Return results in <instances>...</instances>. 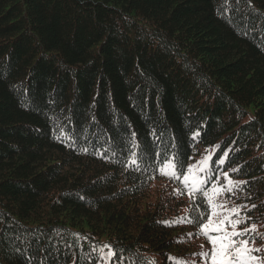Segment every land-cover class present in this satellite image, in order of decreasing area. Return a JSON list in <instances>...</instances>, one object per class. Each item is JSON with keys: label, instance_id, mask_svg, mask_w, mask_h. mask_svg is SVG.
I'll use <instances>...</instances> for the list:
<instances>
[{"label": "trees", "instance_id": "16d2710c", "mask_svg": "<svg viewBox=\"0 0 264 264\" xmlns=\"http://www.w3.org/2000/svg\"><path fill=\"white\" fill-rule=\"evenodd\" d=\"M209 206L264 264V0H0V264H212Z\"/></svg>", "mask_w": 264, "mask_h": 264}, {"label": "snow or ice", "instance_id": "6c2138e0", "mask_svg": "<svg viewBox=\"0 0 264 264\" xmlns=\"http://www.w3.org/2000/svg\"><path fill=\"white\" fill-rule=\"evenodd\" d=\"M227 157V153H225V156L219 159L218 161H215L216 163L223 164L225 162V159ZM211 160V157H205L204 160L200 161L199 163L201 164V171H204L205 168L208 167V162ZM136 161L132 160V164H135ZM195 165L189 166L188 172L192 173L193 169L195 168ZM178 166L177 164L170 160L168 161L167 164V170L162 169L160 174L164 176H168L170 179H179L180 174L178 173ZM235 171V170H234ZM224 178L227 181L226 186H219V187H214L212 190L213 195L222 193L224 191L232 192L234 187H239L240 184L247 183L246 181H240V182H235L232 181L228 177V173H224ZM206 181H201L198 179H193L190 175L188 174H183V180L182 183L185 184L187 187L189 183H191V189L189 190V195L195 194L197 190L200 189L201 183H204ZM180 190L177 189V192ZM206 197H208V202L209 204L213 207H220L219 205L212 204L211 197H209V194L207 192L204 193ZM254 208L255 205H252ZM232 212L239 215V210L238 209H232ZM213 215H215V212H213ZM225 220L228 221L229 224H231L233 231L228 232L224 228V222L225 221H220L219 223H216L212 220L211 217L208 218L207 223H201L200 228L201 232L204 235H208L209 231H216V232H222L223 235L219 237L218 239H213L211 240V243L213 245V249L211 253H204L203 255L210 256V259L212 261V264H229L230 261L235 260L239 257H247L248 260L254 262H258V258L255 256L251 255V252L253 251L252 248H250L249 241L247 239L242 240V241H236L232 239L233 237L236 236H242L247 234L248 232H252L256 230V225L252 224L249 226V228L243 229L242 231H236L237 225L241 223H245L246 220H231L229 217H225ZM178 222V221H177ZM191 222V221H188ZM164 223H168L165 221ZM109 247V255H114L111 251L110 246H105ZM256 251H259L260 249H255ZM154 264V262H152Z\"/></svg>", "mask_w": 264, "mask_h": 264}, {"label": "bare ground", "instance_id": "6f19581e", "mask_svg": "<svg viewBox=\"0 0 264 264\" xmlns=\"http://www.w3.org/2000/svg\"><path fill=\"white\" fill-rule=\"evenodd\" d=\"M170 156V155H169Z\"/></svg>", "mask_w": 264, "mask_h": 264}]
</instances>
